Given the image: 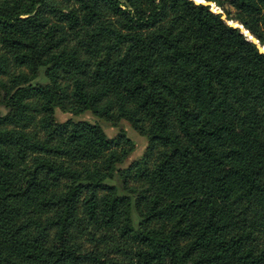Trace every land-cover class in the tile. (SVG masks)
<instances>
[{
  "label": "trees",
  "instance_id": "obj_1",
  "mask_svg": "<svg viewBox=\"0 0 264 264\" xmlns=\"http://www.w3.org/2000/svg\"><path fill=\"white\" fill-rule=\"evenodd\" d=\"M205 1L0 0V264H264V0Z\"/></svg>",
  "mask_w": 264,
  "mask_h": 264
},
{
  "label": "rangeland",
  "instance_id": "obj_2",
  "mask_svg": "<svg viewBox=\"0 0 264 264\" xmlns=\"http://www.w3.org/2000/svg\"><path fill=\"white\" fill-rule=\"evenodd\" d=\"M194 1H199V0H194ZM212 11L215 12H221V9L217 6L214 5V3H211L209 7ZM228 23H234L231 21H228ZM260 48H264V46H260ZM42 67L39 69V74L34 80L37 81H45L46 78L42 74ZM0 110L3 112L4 109L0 106ZM54 118L56 120H63L67 117H71L73 119H88L93 122H97L102 129V138H106L109 136L114 135L118 129L122 128L126 132V134L132 139L133 141V148L130 151V153L127 155V157L122 161L118 167H122L126 165L131 159L138 157L141 152L144 150V147L146 145V138L144 137L143 134H141L138 130L133 128L126 120L121 119L116 125H110L108 122L97 118L93 114H91L88 111H84L78 114H72L71 112L67 111H62L58 107H54L53 111ZM109 182H113L115 184H118V179L115 176L114 178L108 180Z\"/></svg>",
  "mask_w": 264,
  "mask_h": 264
},
{
  "label": "water",
  "instance_id": "obj_3",
  "mask_svg": "<svg viewBox=\"0 0 264 264\" xmlns=\"http://www.w3.org/2000/svg\"><path fill=\"white\" fill-rule=\"evenodd\" d=\"M193 1H194V0H193ZM195 2H200V3H202L203 5H205V6H209V7H210V5H211V3H212V2H210V1H205V0H199V1H195ZM221 17H224V16L222 15ZM231 24L235 25L236 23H231ZM257 47H258L259 49H261L259 45H257ZM261 50H264V48H262Z\"/></svg>",
  "mask_w": 264,
  "mask_h": 264
}]
</instances>
